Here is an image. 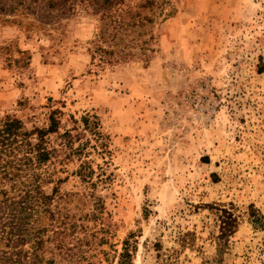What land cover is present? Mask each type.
Segmentation results:
<instances>
[{
    "label": "rangeland",
    "instance_id": "rangeland-1",
    "mask_svg": "<svg viewBox=\"0 0 264 264\" xmlns=\"http://www.w3.org/2000/svg\"><path fill=\"white\" fill-rule=\"evenodd\" d=\"M8 117L0 264H264V0H0Z\"/></svg>",
    "mask_w": 264,
    "mask_h": 264
},
{
    "label": "trees",
    "instance_id": "trees-1",
    "mask_svg": "<svg viewBox=\"0 0 264 264\" xmlns=\"http://www.w3.org/2000/svg\"><path fill=\"white\" fill-rule=\"evenodd\" d=\"M50 127L48 129H36L34 130V134L36 135L37 143L33 144L30 138V135L28 133H25V136L27 139L25 140V153L27 157V161L25 160L26 165H30V163H34L36 167L43 165L44 163H47L51 160L52 153L47 148V137L53 133H56L58 130L59 122L57 119H55L54 116L50 117ZM87 119H84V123L87 126ZM22 123L18 121L17 119H11L8 117L6 121L4 122L2 129H0V142L5 145L6 150L12 149L13 142L15 141V138L19 136L21 130H22ZM99 138H103L104 135L102 133H98ZM13 150V149H12ZM4 150L0 151V155H3ZM1 168V167H0ZM6 168V167H5ZM85 177V175H84ZM38 189L39 186L33 187V189ZM29 198H32L30 194L28 195ZM41 200L45 199L43 194L41 195ZM36 197L34 196V199ZM231 226V223L229 221H222L221 225V232L222 235L226 236L227 232ZM158 247V245H156ZM160 247V246H159ZM159 251V249H157ZM120 264H133L131 260V255L129 252H125L121 257V263Z\"/></svg>",
    "mask_w": 264,
    "mask_h": 264
}]
</instances>
